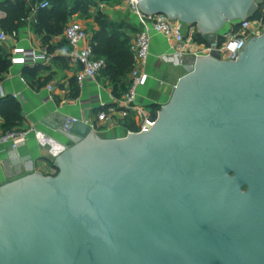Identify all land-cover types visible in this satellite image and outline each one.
I'll list each match as a JSON object with an SVG mask.
<instances>
[{
    "label": "water",
    "instance_id": "1",
    "mask_svg": "<svg viewBox=\"0 0 264 264\" xmlns=\"http://www.w3.org/2000/svg\"><path fill=\"white\" fill-rule=\"evenodd\" d=\"M138 2L214 44L264 0ZM240 55L198 56L149 131L54 126L58 173L0 186V264H264V36Z\"/></svg>",
    "mask_w": 264,
    "mask_h": 264
},
{
    "label": "crops",
    "instance_id": "2",
    "mask_svg": "<svg viewBox=\"0 0 264 264\" xmlns=\"http://www.w3.org/2000/svg\"><path fill=\"white\" fill-rule=\"evenodd\" d=\"M6 1L0 0V5ZM22 1L25 14L15 30L18 38L9 40L0 48V61L7 62L6 67L0 63V85L5 94L2 98L0 93V136L8 126L18 130L35 128V132L17 149L0 145V186L32 173L46 177L57 174V158L70 142L53 127H62L67 118L84 120L96 133L99 129V133L108 139L124 138L128 132L137 131L141 123L140 116L121 110L125 95L123 89L131 81L132 71L126 78L114 81L112 72L106 70L96 81L78 84L77 75L82 68L72 60L71 48L64 34L68 25L78 22L86 29L91 44L98 45L93 40L102 29L100 23L106 20L108 36L114 35L115 43L127 40L134 67L131 46L144 26L129 9L126 0H95L89 14L69 16L66 22L59 21L52 10L34 13L35 5L42 0ZM82 17L83 22L80 21ZM6 18V12L0 10V31L6 32L2 26ZM24 18L37 22H24ZM228 29L226 25L222 32ZM15 50H34L38 54L44 53L46 58L37 63H14ZM190 66L191 61H184L182 65L178 63L171 40L152 33L150 56L142 65L147 82L137 90V104L143 108L144 114L150 117L170 102L179 80L187 74ZM49 85L53 86L52 91L48 89ZM14 95L20 96L19 100ZM97 97L100 101L95 100ZM14 105H18L19 113L13 109ZM112 108L121 111L113 116L112 122L101 126L98 113ZM47 120L51 126L44 125Z\"/></svg>",
    "mask_w": 264,
    "mask_h": 264
},
{
    "label": "built area",
    "instance_id": "3",
    "mask_svg": "<svg viewBox=\"0 0 264 264\" xmlns=\"http://www.w3.org/2000/svg\"><path fill=\"white\" fill-rule=\"evenodd\" d=\"M129 9L136 14L142 21L143 30L137 35L131 50L134 55V67L131 73V85L124 95L121 110L131 112L140 116V127L137 131H130V134H139L149 131L153 125L149 122V117L144 114L143 108L137 104V90L147 82V75L142 71V65L150 56L151 35L157 33L171 40L174 44V57L179 64L184 61H191L192 66L198 60V56H211L212 52L220 53V60L223 62H235L240 58V51L247 43V40L254 36L256 38L264 36V17L253 19L247 17L244 20L229 23V29L226 32L218 34L217 41L214 44L204 43L197 40L196 35L200 34L196 26H188L178 20H173L166 15H146L139 8L138 0H126ZM51 8L48 0H42L37 3L33 9L34 13L45 11ZM24 22L36 23V20L24 18ZM65 38L71 48L72 60L81 66V71L77 75V82L83 85L86 82H94L96 78L106 69L107 62L104 59L96 58L91 40L86 29L78 22L71 23L65 29ZM18 32L10 33L0 31V48H2L9 40H16ZM46 55L38 54L36 51H20L15 50L13 54L14 63H37L41 59H45ZM48 89L53 90V86L49 85ZM0 93L2 98L5 94L0 85ZM18 95L14 98L19 100ZM49 100V98H48ZM100 101V97L95 99ZM112 108L108 111L102 110L98 113L97 119L101 126L113 121V116L121 111ZM81 120L71 117L67 118L62 131L70 133L71 128ZM81 122H85L82 120ZM86 123V122H85ZM93 128V127H92ZM95 131V130H94ZM35 128L12 130L4 132L0 136V145L17 149L24 145Z\"/></svg>",
    "mask_w": 264,
    "mask_h": 264
},
{
    "label": "trees",
    "instance_id": "4",
    "mask_svg": "<svg viewBox=\"0 0 264 264\" xmlns=\"http://www.w3.org/2000/svg\"><path fill=\"white\" fill-rule=\"evenodd\" d=\"M51 4V8L46 11L52 10L58 15V20L66 22L69 16L76 15L78 13L88 14L91 6L94 5L95 0H48ZM0 10H3L7 14V18L2 21V26L6 32H13L18 28V22L24 16V3L22 0H8L4 4L0 5ZM264 17V2L259 7L253 19H259ZM101 19L100 21H102ZM102 29L96 34L93 42L98 43V45L92 44L93 51L96 58L101 59V57L106 58L107 67L104 71L108 70L112 72V77L114 81H118L121 78H126L129 73H131L133 68V56L127 47V40L123 42L115 43L114 35L108 36L106 20L100 23ZM196 38L200 42H204L203 36L197 34ZM2 67H6L7 62L0 61ZM131 85V81L123 89V93L127 92ZM124 87V86H123ZM117 94V93H116ZM13 109L19 113L18 105H14ZM105 109V108H104ZM103 109V110H104ZM160 111V110H158ZM11 128V129H9ZM15 130L14 128L8 126L7 131ZM5 131V132H7ZM58 173V171H57Z\"/></svg>",
    "mask_w": 264,
    "mask_h": 264
},
{
    "label": "rangeland",
    "instance_id": "5",
    "mask_svg": "<svg viewBox=\"0 0 264 264\" xmlns=\"http://www.w3.org/2000/svg\"><path fill=\"white\" fill-rule=\"evenodd\" d=\"M88 14H89V13H88ZM83 20H84L83 17L80 18V21H81V22H83ZM97 131H98V133H96V134H97L98 136H100V137L103 138V139H108L107 136H105V135L99 133V131H100L99 129H98Z\"/></svg>",
    "mask_w": 264,
    "mask_h": 264
},
{
    "label": "flooded vegetation",
    "instance_id": "6",
    "mask_svg": "<svg viewBox=\"0 0 264 264\" xmlns=\"http://www.w3.org/2000/svg\"><path fill=\"white\" fill-rule=\"evenodd\" d=\"M247 188L246 187H243V190L245 191Z\"/></svg>",
    "mask_w": 264,
    "mask_h": 264
}]
</instances>
